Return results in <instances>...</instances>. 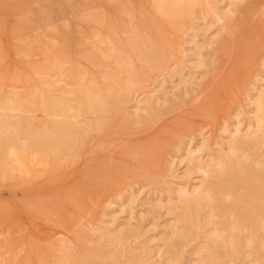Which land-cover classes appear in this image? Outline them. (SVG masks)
Instances as JSON below:
<instances>
[{"label": "rangeland", "instance_id": "374dc122", "mask_svg": "<svg viewBox=\"0 0 264 264\" xmlns=\"http://www.w3.org/2000/svg\"><path fill=\"white\" fill-rule=\"evenodd\" d=\"M239 1L240 7L246 10L247 1ZM150 2L158 11L153 0ZM127 3L129 11L124 8ZM196 3L197 0H159L158 13L168 17V20H164L169 21L170 18V23L171 20L174 22V18L176 22L181 20L178 24L175 22L174 27L170 23L167 25L166 21L165 24L158 20V23H153L145 0H0V28H7L4 31L0 29V60L3 67L10 68L4 72H1L3 67L0 70V83L4 84V90L23 91L29 87L28 79L31 76L34 75L35 80L34 77L31 79L35 82L36 78H39V71V74H36L33 70L39 66L43 68L48 64L47 59H52L51 64H56L57 69L60 64L59 67L63 70L60 68L56 71L51 68L52 70L45 71L48 64L45 70L40 69L41 72L45 71L41 76L50 77L57 81L58 85H66L68 88L93 83L98 88L115 92L123 99V115L133 110L131 105L142 98L146 90L153 89L151 92L154 91L166 99L167 105L169 102H173V105L176 103L175 106L172 105L173 108L168 105L169 108L159 119L147 128L137 125L123 136L111 131L108 135L101 136L93 132L83 145L80 156L72 162L69 161V166L66 163L64 166L67 168H61L64 172H71L63 179L66 185L74 190L76 186L85 183V172L88 169L97 170L108 162L113 167L118 164L123 166V170L116 174L117 180H106L105 189L98 194L96 200L74 216L76 223L73 225H68L69 223L62 220L59 222L60 214L71 215L72 204L61 202L58 206L53 203V194L50 191H42L46 190V185H50L51 179L57 178L59 172L44 171L34 177L33 186L40 188L38 190L42 192L39 198L48 201L49 207L39 216H35V219L32 218V211L30 214V210L23 211L28 212L26 214L19 210L18 214L21 215L17 214L19 218L16 216V225L0 222V264H62L59 258L64 247L72 249L79 246L76 239L77 229L83 233L80 238L85 241V245L92 247L99 232L106 228L115 229L118 234L125 232L126 239L111 243L114 249L122 247L121 243L125 247L122 259L117 264H123L121 261L129 258L136 249L140 254H148L149 263L163 264L161 257H176L183 252L188 256L187 264L198 260L199 255L195 250L203 241L201 233L195 238L176 237L170 227L174 215L168 213L165 204L169 196L176 197L180 182L193 184L203 178L195 164H189L188 158H184L187 147L195 149L203 138L205 146L200 153L217 154L225 150L228 135L238 122L244 132L252 120L254 113L250 100L264 83V13L257 17L250 13H237L231 25L230 21L208 24L202 18L199 7L193 10L194 13L184 16L187 14L185 11ZM236 15L243 17L245 23L249 21L248 24H253L256 21L259 24H256L251 33L241 34ZM16 24L24 26L15 29ZM136 24L139 26L136 28L137 32L145 38L147 48L155 49L159 54V67L148 75L145 74L143 80L137 83L132 81L135 76L131 69L151 66L152 62L145 63L136 55L128 53L127 39L133 32L130 28ZM154 24L162 27V31L158 29L152 33L148 27ZM11 25L14 29L10 28ZM222 28L226 35L223 33L221 37H216L217 30ZM242 39H247L253 47L247 56L244 52L239 53ZM112 42L116 43L122 52L126 51L127 62H117L114 56L108 55L112 51ZM185 48L186 50L182 51ZM197 50L203 60L200 66L196 65ZM242 55L244 57H241ZM21 68L26 71L25 68H31L28 71L33 72L29 73L30 78L16 77L14 71L18 73ZM12 70L14 77L11 75ZM111 72L114 73L113 77L108 75ZM179 73L187 76L189 80L182 81ZM179 96H183L182 103L179 102ZM210 99H213V102H210ZM205 105L210 108L207 110ZM35 115L39 120L45 117L42 113ZM124 138V142L135 145L154 144V156L157 159L155 164L148 165L142 162L141 158L122 151L121 142ZM101 143L106 145L99 147ZM253 151L264 153V140L261 142L259 139L258 147ZM63 170H60L61 174L64 173ZM133 171L149 174L156 182L151 183L146 178L132 175ZM2 181L0 203L6 204L11 201L8 199L11 195L7 194L15 190L8 189L11 187L9 180ZM10 191L11 193H7ZM25 193L16 190V196L12 195L15 199L11 198L12 201L16 200L20 204L21 201L29 200L31 194ZM3 200L8 202L3 203ZM109 210L112 213H109ZM113 216L117 219L113 220ZM138 224L144 225L141 234L136 233ZM37 230L40 231L39 235ZM30 232L32 235L37 233L41 242L37 240L36 235L33 236L37 238L35 242L37 240L40 245L46 246L44 248L47 252L49 250V254L40 255L41 257L38 256L34 260L27 256L22 241L30 237ZM18 241L21 243H17ZM38 243L36 246H39ZM252 254V264H261L255 253ZM231 259L226 258V264H231ZM242 263L248 264V258L243 262L236 260L234 264ZM90 264L101 262L99 258H93ZM105 264L116 263L110 256H106Z\"/></svg>", "mask_w": 264, "mask_h": 264}, {"label": "bare ground", "instance_id": "6f19581e", "mask_svg": "<svg viewBox=\"0 0 264 264\" xmlns=\"http://www.w3.org/2000/svg\"><path fill=\"white\" fill-rule=\"evenodd\" d=\"M242 1L244 2V0ZM246 1L245 10L240 7L239 0H197L196 5L185 11L187 14L184 16H188L196 7H199V12L203 16L202 18L206 20V23L221 22L223 24L230 21L229 24L231 25V21L234 20V15L237 13H250L256 15V17L264 13V0ZM145 4L153 17V23H158L157 20L163 23L166 21L164 19L168 17L158 13L152 7L150 0H145ZM127 5L128 3L124 5V8L129 11V5ZM242 15L240 14V16ZM240 16L236 15L239 21L238 26L242 30L241 34L251 33L255 29L256 24H259L256 21L253 24H248L249 21H246V19L247 23H245L244 19H242L243 17ZM180 21L178 19L179 23ZM172 22L171 20L170 23L169 18V21L165 23L167 25L170 23L175 27V18L174 22ZM178 22L176 23L178 24ZM6 25H9V23ZM17 25H14L15 29L19 26L22 27V25ZM136 25L130 28L133 32L127 39L128 53L136 55L145 63L152 62V65L131 69L135 76V78L131 79L135 83L140 82L143 80L142 77H145V74L148 75L153 69L159 67V54L155 49L149 50L147 48L145 38L137 32L136 28L139 26L138 24ZM155 25L158 24L148 27L152 33L158 29L162 31V27ZM1 26L2 24H0ZM14 27L11 29H14ZM3 28L5 30L6 27ZM249 28L252 29L249 30ZM222 30L223 28L218 29L215 36L221 37L220 35L224 33ZM242 40L243 43L239 45V53L244 52L245 56H247L246 54L252 52L253 47H251L252 45L248 43L247 39ZM110 48L112 51L108 55L114 56L117 62L128 61L126 51L122 52V49L116 43L112 42ZM184 50L186 48L182 51ZM196 53L198 54L196 65L200 66L203 62L201 53L198 50ZM241 57H244V55ZM244 59L247 60V57ZM47 60L49 65L46 64L43 68L38 65L40 68L38 67V70L35 69L36 71H33L37 72L36 74H42L48 69H56V71L60 68L62 69V67H59L61 66L60 64H58V69L56 64H51L52 59ZM0 66L1 70L3 67L1 60ZM5 68L4 66V70H1V72L10 70V68ZM25 69L27 71L23 70V68L18 69V73H16V70H12L11 75L15 72L14 74H17L16 77L28 79L30 78V72L28 71L31 68ZM40 69L46 70L41 72ZM58 72L62 73V71ZM113 72L108 75L113 77ZM39 75L40 79L36 78V82L33 81V79L35 80L34 75V78L31 76L33 79H28L29 87L23 89V91L22 89H19L20 91L18 89H16L18 91L13 89L4 90V84L0 83V183H3L2 180L6 181L7 179L10 181L11 187L8 189L11 191L13 189L15 193L16 190H19L22 194L25 192V194H31L29 200L21 201L18 204L16 200L15 202L12 201V199H15L13 198L15 193L7 192L11 193L7 195H11L8 199L12 202L6 203L8 200H3V203L6 204L0 203V206L2 205L0 207V222L3 223L5 221L6 223H12L11 225H16L15 223L17 222L14 221L18 217L19 210L22 213L30 210L29 214L32 211L31 214L34 216L30 215V217L35 219V216L45 212L50 204L48 201L39 198L41 192L50 191L53 194V203L58 206L61 202L72 204V207H70L71 215L60 214L61 219L59 222L62 220L65 223H69L68 225H73L76 223L74 216L84 211L88 204L90 206L96 200L95 198L98 194L105 189L106 180V182L108 180H117L116 174L123 170V166L118 164V166L113 167L108 162L107 165L97 170L88 169L85 172L87 174L85 183L82 186H76L72 190L69 185H66L65 179H63L67 173L69 175L71 173L68 171L64 172L63 169L67 168L64 165L80 156L83 145L93 132H97L101 136L108 135L111 131L123 136L130 133L134 126L139 125L142 128H147L154 124L169 107L173 108L176 103L174 102L173 105V102H169L168 107L166 99H163L154 91L151 92L153 89L151 91L146 90L143 92V97L131 105L133 110L123 115V99L118 97L115 92L98 88L93 83L68 88L66 85H58L57 81L50 77H48L49 80L47 77L41 75L40 77ZM179 76L184 82L189 80L187 76L181 73H179ZM182 97L179 98L181 103L184 101H181ZM210 102H213V99H210ZM250 103L253 105L254 113L252 120L244 132L241 131L239 122L237 123L233 131L228 135L225 150L217 154H212L211 152L201 154L200 152L203 151L202 147L205 146V139L203 138L195 149L190 147L185 149L184 158H188L189 164H195L203 178L193 184L180 182L181 184L176 189V197H173L174 195L169 196L165 206L168 213L174 215V221L170 223V227L176 237L182 239L195 238L200 233L203 237V241L195 250L199 258L191 264H226V258L230 257L232 258L231 264H234L236 260L243 262L245 258H248V264H252L253 252L256 259H259L261 264H264V153L253 151L258 147L259 139H261V142L264 140V83L255 93L253 99L250 100ZM207 104L209 105V102ZM208 108L210 107L208 106ZM36 113H42L45 117L39 120L36 118ZM124 140L126 139L124 138L121 142L122 151L133 157L141 158L142 162L148 165L155 164L157 159L154 156V151L156 150L154 144L135 145L124 142ZM105 145L101 143L99 147H104ZM69 164L66 165L69 166ZM62 167L63 169H61ZM60 170H63L65 174H61ZM44 171H51L52 173H57L58 171L59 173L56 175V179L54 177L55 180H50L52 181L49 182L50 185H46L44 188L46 190L40 192L38 190L40 188L33 186L32 180ZM132 175L146 178L151 183L156 182L149 174L141 171H133ZM67 186H69L70 190ZM64 206L67 205L65 204ZM62 208L60 209L61 211ZM60 210L58 211L59 213L61 212ZM109 213H112V211L109 210ZM115 219L117 217L113 216V220ZM137 228H139L136 231L137 234H141L144 231V225L138 224ZM76 231V239H78L80 247L77 246L71 249L65 246L59 258L62 264H90L93 258H99L101 264H105L106 256H110L113 262L117 264L122 259V252L125 250L124 244L121 243L120 246L122 245V247L114 249L111 247V243L126 239L125 232L118 234L115 229H103L97 235L94 245L87 247L85 241L80 238L83 235L81 230L77 229ZM31 235L32 233L29 238L21 240L26 247L27 256L33 260L38 256L41 257L40 255L46 256L49 250L47 252L44 248L46 246L38 243L41 240L37 235L38 239L35 238L39 240L38 242L37 240L35 242L33 237L35 235ZM17 243L21 242L18 241ZM36 243L40 247L36 246ZM147 255V253L140 254V251L136 249L129 258L121 261V263L160 264V262L149 263ZM187 257L185 252H183L176 257L171 255L161 257L160 261L163 264H187L189 260Z\"/></svg>", "mask_w": 264, "mask_h": 264}, {"label": "crops", "instance_id": "0c3cea01", "mask_svg": "<svg viewBox=\"0 0 264 264\" xmlns=\"http://www.w3.org/2000/svg\"><path fill=\"white\" fill-rule=\"evenodd\" d=\"M153 3L155 4V8L159 11V0H153Z\"/></svg>", "mask_w": 264, "mask_h": 264}]
</instances>
